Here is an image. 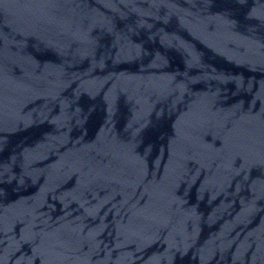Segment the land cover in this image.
Segmentation results:
<instances>
[{
	"label": "water",
	"instance_id": "obj_1",
	"mask_svg": "<svg viewBox=\"0 0 264 264\" xmlns=\"http://www.w3.org/2000/svg\"><path fill=\"white\" fill-rule=\"evenodd\" d=\"M0 264H264V0H0Z\"/></svg>",
	"mask_w": 264,
	"mask_h": 264
}]
</instances>
